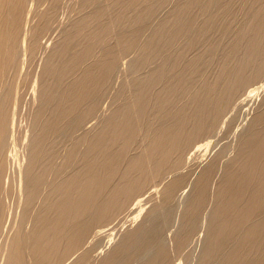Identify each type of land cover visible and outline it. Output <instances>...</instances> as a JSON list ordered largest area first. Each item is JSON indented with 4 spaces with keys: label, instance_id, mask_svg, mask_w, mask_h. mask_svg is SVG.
Wrapping results in <instances>:
<instances>
[{
    "label": "bare ground",
    "instance_id": "bare-ground-1",
    "mask_svg": "<svg viewBox=\"0 0 264 264\" xmlns=\"http://www.w3.org/2000/svg\"><path fill=\"white\" fill-rule=\"evenodd\" d=\"M67 1L77 8L66 23ZM41 52L17 183L25 66ZM262 79L264 0H0L1 250L14 189L22 207L0 257L129 264L138 240L152 244L146 218L179 206L180 229L160 256L191 264L188 238L208 214L203 264H264V98L228 161L213 154L191 178L202 141L232 124ZM105 231L118 237L102 252Z\"/></svg>",
    "mask_w": 264,
    "mask_h": 264
},
{
    "label": "rangeland",
    "instance_id": "rangeland-1",
    "mask_svg": "<svg viewBox=\"0 0 264 264\" xmlns=\"http://www.w3.org/2000/svg\"><path fill=\"white\" fill-rule=\"evenodd\" d=\"M104 1L108 2L110 0H108V1L104 0ZM67 2H68V3H66L67 5L65 4L66 8L65 7L63 8V11H65L64 14H66L64 16V18L66 20V23L69 21V19H72V17L76 13V9L75 8H77L76 7L77 6L76 3H74L73 1H71V2L67 1ZM73 5H75V6H73ZM44 6L45 5H42V7H44ZM72 7L75 10L72 9ZM72 10H73V12L70 13V11H72ZM68 14H69V16H68ZM67 19H68V21H67ZM46 38L47 37H44L45 40H46ZM44 39H42V40H44ZM43 55H44L43 52H41L40 53V59L37 60L35 62V64L32 63L33 65L30 64L31 66L29 64L25 66V72L27 73L26 77L28 76V74H29V77H27V79H28L27 81L28 82H27L26 88H25L24 93H23V98H25V100L22 99L23 102L22 101L20 102L19 112H18V116H17V126H16V128H17L16 129V132H17L16 133V135H17V143H16V149L18 150V152L17 151L16 152L18 154H17V158L15 159L16 162H13L14 164L11 163L12 165L10 164L12 166L10 168V175L12 173V175H11L12 179L11 180H13V182L15 180V182H17V183H18V181H17L18 180V177H17L18 176V165L23 166L24 164H26L25 162H27V160H25V159H27L26 156H28L27 155L28 153H26V152H29V139L28 138H29V135H30L31 127H32V121L31 120H33V112H34L33 109H32V108H34V103H33V99H32L33 97H32V93H31V86H32L33 79H35V77H37L38 73L41 71L42 64H43L41 58H43ZM38 66H40V67L37 68ZM26 68L27 69L30 68V71L29 70L26 71ZM129 72L130 73H127L126 77L133 75L131 71H129ZM262 80H264V79H262ZM262 80L259 81V82H263V83L257 82L255 84V86H261L263 84L262 88L259 91H257L259 94L256 93L255 96L253 97L254 99H252L250 102L248 101V103L245 102L246 104L244 103L243 106H241L237 110L236 115L233 118L232 124H230L227 129L219 132L218 134H214L213 135V139H211L210 141H205V142L202 141L201 144L204 143L205 151L202 152V154H200L197 157L196 165H195L196 168L198 166L200 168L198 167L199 169L197 170L194 167V169H192V172L193 171L195 173L197 172L196 174L198 175V172H200V169H202L204 167L205 163L208 161V159L213 154L224 153V156L226 158V160H225L226 162L228 161L230 156H232L234 154L235 143L237 141L238 136H241L242 134L245 133V130L247 129V127L249 125V121L252 119V116H254L255 112L257 111L256 109H258V107H260V105L262 104V101H263L262 98H264V81H262ZM116 84L119 85V83H116ZM252 87L253 86H251V85H250V87L248 86L247 87L248 89L246 88V91L247 90L249 91V89H251ZM28 91H30V92H28ZM107 97L102 102V104H103L102 110L104 109L103 111H105V113H106V111H107V113H109L110 110H111V106H110L111 98L109 96H107ZM22 108H23V110H22ZM29 115H31V117H29ZM90 123H89V125L91 126L92 123L91 124ZM206 142H207V144H206ZM23 155H25V156H23ZM197 162H198V164H197ZM17 163H20V164H17ZM13 167H14V170H12ZM194 172L191 174V175L194 174L193 176H191L192 179L196 178L195 177L196 174ZM14 173H15V175H17L16 177H15ZM13 177H15V178L13 179ZM14 185L18 186V184H16V183ZM14 191L15 192H14V194L11 195V197L13 196V198L17 199V202H19L18 201V198H19L18 195L19 194L17 195L16 189H14ZM15 195H17V196H15ZM11 197H10V199H11L10 200V203H11L10 207H11V212L14 213V214H12V217L14 215H16L17 217L16 216L13 217L12 222H11L12 224L9 222V224H11V225L8 226L7 229H6V231L9 230L8 232H10V234H8L6 232L4 234V236H3V238L5 236H8V238H9V239H7V237H5L6 240L2 242V243L5 244V245L2 244V245H4L3 249H2L4 251H2L1 248H0V252L1 253L5 252V254L7 253L6 252L7 250L5 248H8V243L7 242H9L8 240H10V238L13 236V234H14V232H15L18 224H19L18 222H20L19 218H21V215H19V214H21V212H22V209H21L22 207L18 204V206L21 207V208L20 209H19V207L16 208L17 207V203H15L16 200L14 201V199L11 198ZM16 197H18V198H16ZM147 201H149V200H146V202ZM13 203H15V204H13ZM13 205L14 206L16 205V206L14 207ZM147 205L150 208L152 203L150 202L148 204V202H147L146 207H147ZM178 207L179 206H175L174 211H176V213L175 212H170L168 209L165 210V214L162 217H160L159 219H157V217H156L157 215L155 213H152L150 215V217L146 218V236L150 237L152 239V242H151L152 244L149 245V246H145L144 240H138L137 243L134 244L133 247H132V251L134 252L133 255H132L133 259L131 260V262L129 264H150V263L154 262L155 260H158L160 263H163V264H166V263H168V264H189L190 263V261H187L185 255H177L174 258H170V259L160 256V249L162 247H165V246H167L169 248L170 244H171V241L173 240V238H175L177 232L180 229V224H179V222L177 221V219L175 217L177 212H178L177 210H179V213L181 212L180 211L181 210L180 207L179 208ZM15 209H17V210H15ZM15 211H17L16 214H15ZM18 212H19V214H18ZM208 217H209V215L207 214L206 216H203V217L200 216L197 219V223H196V226L194 227L193 233H192L191 237L188 238L187 250L194 257V259L191 262V264H203L204 263L203 261H200V258L198 257V255L203 250V248H205V242L203 240V235H204V232H205V230H206V228H207V226L209 224ZM18 219H19V221H18ZM13 220H16L17 223H16V221H13ZM13 222L15 224H13ZM127 224H125V226L123 228L128 226ZM109 226L110 227L114 226V223H113V225L111 224ZM8 228H11L12 231L10 229H8ZM107 228H109V227H107ZM13 229H14V231H13ZM117 229H118V227H117ZM115 231L116 230H114V232ZM11 232H13V233H11ZM106 233H108V231H105L104 233H102V235L108 236V234H106ZM108 237L102 238V240H101L102 244L101 243L99 244L98 251H101V248H102V252L109 251L112 248V246L115 243V241L117 240L116 238L118 236L116 237L115 234H111L110 237L109 238ZM3 238H2V240H3ZM1 253H0V256H2V258L5 259V257H4L5 254H3L4 255L3 256ZM2 258L0 259V261H1L0 264H5V260L2 259ZM2 260H3V263H2Z\"/></svg>",
    "mask_w": 264,
    "mask_h": 264
}]
</instances>
